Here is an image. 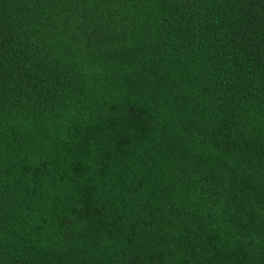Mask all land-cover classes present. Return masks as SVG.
I'll list each match as a JSON object with an SVG mask.
<instances>
[{
    "label": "trees",
    "instance_id": "obj_1",
    "mask_svg": "<svg viewBox=\"0 0 264 264\" xmlns=\"http://www.w3.org/2000/svg\"><path fill=\"white\" fill-rule=\"evenodd\" d=\"M0 264H264V0H0Z\"/></svg>",
    "mask_w": 264,
    "mask_h": 264
}]
</instances>
